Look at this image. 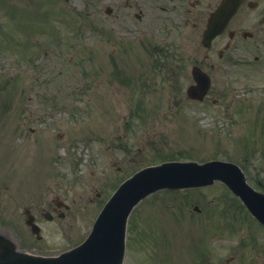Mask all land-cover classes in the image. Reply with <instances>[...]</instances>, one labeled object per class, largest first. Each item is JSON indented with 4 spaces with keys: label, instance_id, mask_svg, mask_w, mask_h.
<instances>
[{
    "label": "rangeland",
    "instance_id": "374dc122",
    "mask_svg": "<svg viewBox=\"0 0 264 264\" xmlns=\"http://www.w3.org/2000/svg\"><path fill=\"white\" fill-rule=\"evenodd\" d=\"M162 4L0 0L1 233L31 251L76 245L124 177L172 157L226 155L264 190V92L241 86L264 82V69L222 77L206 59L209 96L186 98L204 51L184 42ZM190 189L158 193L134 211L125 264H264L263 226L240 201L219 185ZM55 197L69 208L48 220ZM27 207L40 238L24 223Z\"/></svg>",
    "mask_w": 264,
    "mask_h": 264
},
{
    "label": "water",
    "instance_id": "95a60500",
    "mask_svg": "<svg viewBox=\"0 0 264 264\" xmlns=\"http://www.w3.org/2000/svg\"><path fill=\"white\" fill-rule=\"evenodd\" d=\"M232 11L228 4H222L216 10L208 24V37L221 30ZM187 92L190 96L201 98L205 91L200 86H190ZM214 179L223 180L264 222V193L250 188L234 164L217 160L202 165L165 163L142 169L123 183L99 214L88 237L78 247L58 257H41L16 252L11 242L0 237V264H121L125 219L140 197L159 187L199 185ZM33 230L38 231V227L33 226Z\"/></svg>",
    "mask_w": 264,
    "mask_h": 264
},
{
    "label": "flooded vegetation",
    "instance_id": "af4514ba",
    "mask_svg": "<svg viewBox=\"0 0 264 264\" xmlns=\"http://www.w3.org/2000/svg\"><path fill=\"white\" fill-rule=\"evenodd\" d=\"M162 1L165 3V5L161 6L162 10L169 14L173 12V18L179 19V28H181L184 42L192 41L195 45L193 51L201 52L199 42L202 44V37L206 29L208 17L223 0ZM227 1H239V4L222 32L212 38L209 45L204 46V53H201V58L194 59L193 65L203 68V65L207 62L206 59H210V62L213 59H218L223 62L225 61L224 65L232 72L231 65H238L240 63L239 65H242L244 71L252 69L256 73L258 72V68L251 61V58L254 61L263 58L264 0ZM170 16L168 15V18ZM234 52L239 53L241 59H234L233 63H231L230 54ZM210 65L211 67L214 66L212 63ZM233 73L235 74V71Z\"/></svg>",
    "mask_w": 264,
    "mask_h": 264
}]
</instances>
